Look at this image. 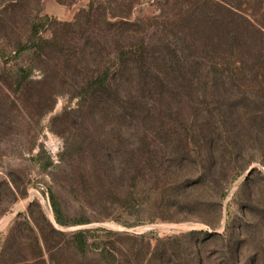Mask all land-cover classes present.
<instances>
[{
  "label": "rangeland",
  "instance_id": "rangeland-1",
  "mask_svg": "<svg viewBox=\"0 0 264 264\" xmlns=\"http://www.w3.org/2000/svg\"><path fill=\"white\" fill-rule=\"evenodd\" d=\"M87 4L88 0H0V264H128L123 255L134 238L153 248L157 239L186 234L165 246L173 248L177 264H264L261 135L243 138L239 150L232 151L240 158L238 174L221 183V191L216 193L205 176L186 190L169 189V180L158 175L152 197L143 199L134 214L119 207L132 185L124 175L119 178L118 169L126 167L123 159L131 158L134 149H146L139 140L149 142L151 125L140 119L117 123L95 105H83L77 96L80 74L94 75L98 68L94 52L77 35L85 28L81 12ZM149 11L148 0H139L134 17ZM60 39L66 49L48 52L49 47L57 49ZM31 43L32 51L15 54L19 45ZM160 109L165 115V106ZM163 120L167 128L169 121ZM133 126L140 132L138 138ZM152 126L153 136L161 128ZM114 153L120 154L116 161H103ZM198 175L194 167H187L176 182L193 181ZM51 193L62 225L55 221ZM48 226L64 236H56L58 246L52 243L50 249L36 244L29 232ZM80 230L90 231V243L112 242L117 261L100 260L92 252L77 255L66 242ZM191 232L196 235H188ZM129 261L164 264L147 255Z\"/></svg>",
  "mask_w": 264,
  "mask_h": 264
},
{
  "label": "trees",
  "instance_id": "trees-1",
  "mask_svg": "<svg viewBox=\"0 0 264 264\" xmlns=\"http://www.w3.org/2000/svg\"><path fill=\"white\" fill-rule=\"evenodd\" d=\"M138 2L88 0L81 12L85 28L77 32L94 52L98 67L94 75L80 74L76 90L81 103L95 105L117 123L140 119L151 125L149 142L139 140L146 149H134L131 158L123 159L126 167L118 169L119 178L124 175L132 185L118 203L127 214L152 197L158 175L169 180V189L186 190L205 176L216 193L221 191L219 185L238 174L240 158L232 151L239 150L243 138L264 139V0H148V14L134 17ZM33 30L36 36V27ZM33 43L19 45L15 54L29 53ZM56 44L57 49L47 51L66 49L63 39ZM153 124L161 129L152 136ZM136 131L133 126L138 138ZM113 155L103 156V161H116L120 154ZM187 167H194L198 178L177 183L176 177L180 179ZM50 198L55 221L62 225L52 193ZM38 229L36 234L29 232L44 248H53L56 236L64 237L49 226ZM89 234L76 231L66 243L81 257L92 252L100 260L117 261L112 242L90 243ZM186 235L157 239L153 248L134 238L136 250L132 245L123 256L128 264L129 259L143 260L146 255L148 260L155 256L164 264H177L173 248L165 246Z\"/></svg>",
  "mask_w": 264,
  "mask_h": 264
}]
</instances>
